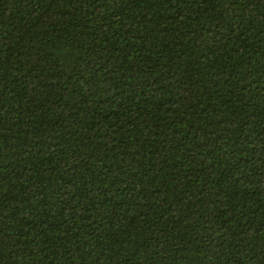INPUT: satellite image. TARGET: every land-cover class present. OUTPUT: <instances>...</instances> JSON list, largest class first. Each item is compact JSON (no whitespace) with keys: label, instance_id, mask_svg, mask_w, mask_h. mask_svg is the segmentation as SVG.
Instances as JSON below:
<instances>
[{"label":"trees","instance_id":"obj_1","mask_svg":"<svg viewBox=\"0 0 264 264\" xmlns=\"http://www.w3.org/2000/svg\"><path fill=\"white\" fill-rule=\"evenodd\" d=\"M0 264H264V0H0Z\"/></svg>","mask_w":264,"mask_h":264}]
</instances>
